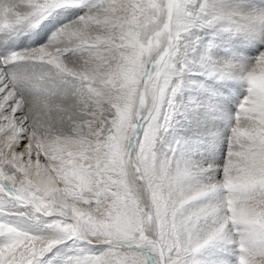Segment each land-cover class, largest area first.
<instances>
[{"label":"snow or ice","instance_id":"obj_1","mask_svg":"<svg viewBox=\"0 0 264 264\" xmlns=\"http://www.w3.org/2000/svg\"><path fill=\"white\" fill-rule=\"evenodd\" d=\"M0 264H264V0H0Z\"/></svg>","mask_w":264,"mask_h":264}]
</instances>
